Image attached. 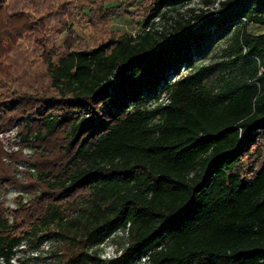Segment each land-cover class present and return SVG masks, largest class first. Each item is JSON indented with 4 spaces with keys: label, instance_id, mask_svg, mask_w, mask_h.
Instances as JSON below:
<instances>
[{
    "label": "trees",
    "instance_id": "obj_1",
    "mask_svg": "<svg viewBox=\"0 0 264 264\" xmlns=\"http://www.w3.org/2000/svg\"><path fill=\"white\" fill-rule=\"evenodd\" d=\"M194 1L0 0V132L39 149L24 177L40 189L12 221L0 208V264L52 232L63 264H264V32L247 29L264 0L180 11ZM55 4L94 39L65 25L50 41ZM32 35L42 70L20 47ZM226 39L227 60L198 66ZM218 66L232 71L207 84ZM3 156L0 187L22 185ZM118 231L126 247L101 257Z\"/></svg>",
    "mask_w": 264,
    "mask_h": 264
},
{
    "label": "rangeland",
    "instance_id": "obj_2",
    "mask_svg": "<svg viewBox=\"0 0 264 264\" xmlns=\"http://www.w3.org/2000/svg\"><path fill=\"white\" fill-rule=\"evenodd\" d=\"M194 8L199 11V9L208 8L210 9V5H206L203 0H195L192 4L184 6L181 8V12L185 14H189V9ZM30 11H36L35 7L30 5L29 7ZM50 11V14L48 15V21H49V34L48 37L50 38V41H56L60 40L63 35L67 32L64 29V26L66 25L70 29L76 28L78 31H83V33L86 34L87 37L93 38V35L97 34L94 33L95 30L92 29L90 26V23L85 19L81 18L79 15V11L74 10L71 11V14H68V10H64L63 8H60L59 5L55 4L53 5V8L48 9ZM47 13L46 11H44ZM51 15V16H50ZM117 26L121 29H127L131 32L136 31V27H138L137 23L133 21H128V17H126L125 14H123L121 17H118L116 21H114ZM64 29V31H63ZM249 32L259 34L264 32V27L255 25V24H249L247 27ZM63 31V32H62ZM105 30H101L98 34L103 35ZM94 33V34H93ZM34 35L30 37H26L20 42L21 50H25L27 53H32L29 55L26 59L25 63H28L31 65L32 68L38 70H42V62H41V55L40 50H36L35 43H34ZM230 45L229 39L224 40L223 42L219 43L214 50L210 52V54L207 57L204 58H196V62L198 66L204 65H211V64H217L222 63L224 60L228 59L226 48ZM38 51V52H34ZM22 64V62H21ZM194 70L185 69L182 70L183 74L191 73ZM232 69H224L222 70L220 66L213 69V71H209L205 82L207 84H215L219 81L221 76H226L230 74ZM19 130V129H18ZM14 139H10L9 143V149H12V151L16 150ZM1 146L3 147L4 156L3 161L7 164L18 162L19 160L25 161L27 163L33 164V157L34 155L39 151L38 148L32 147L33 151L26 154L23 149H19L16 151L18 154H21L22 157L19 159H14L13 156L17 154L15 151L11 154L6 151L5 146L0 142ZM24 146V145H23ZM8 156L10 161H6L4 157ZM23 171V178L17 177L23 184L19 186H3V197L0 201V208L4 210V213L9 217L10 221H12V215H10V211L16 210L20 208L22 205L26 204L24 200H29L30 202L38 193H40V189L38 186H28L27 179L24 177L25 174L29 175H36L37 169L35 166L34 172H27L26 170ZM10 189H16V191H22V194L19 195V197H16L14 193L9 194L8 192ZM18 189V190H17ZM1 190V191H2ZM2 193V192H1ZM27 202V203H28ZM126 233H123L122 231H118L114 236L111 237L107 241V243L102 246V253L101 257L109 258L110 256H113L114 254L122 251L124 247H126ZM27 241H23L21 245L16 250V256L15 260L17 264H63L66 261V249H67V243L65 242V237L60 234L59 232L55 233H49L47 236L41 238L38 241H32L29 245L26 243ZM27 245V247H26Z\"/></svg>",
    "mask_w": 264,
    "mask_h": 264
},
{
    "label": "built area",
    "instance_id": "obj_3",
    "mask_svg": "<svg viewBox=\"0 0 264 264\" xmlns=\"http://www.w3.org/2000/svg\"><path fill=\"white\" fill-rule=\"evenodd\" d=\"M152 1V0H151ZM220 1L221 0H217L215 3H213V4H211L210 6H211V8L209 9L210 11H216L219 7H220ZM192 4V3H191ZM190 5V4H189ZM154 12V11H153ZM156 20H159V17H156L155 18ZM135 33H136V31H134L133 32V34L135 35ZM186 69V68H185ZM185 69H183V70H185ZM154 105H157V103H154ZM19 126L18 125H15V126H13L12 128H10V129H8V130H3V131H1L0 132V142L5 146V148H6V151L8 152V153H14V151L16 152V151H18L19 149H23V151L26 153V154H28V153H30V152H32L33 151V149H32V147L31 146H23L22 144H21V142H20V139H19V136H18V132H19ZM10 139H14V141L16 142L17 141V143L15 144V147L14 148H16V150H14V151H12V149H9L8 147V145H9V141H10ZM14 142V143H15ZM17 153V152H16ZM4 159L6 160V161H10V159H9V157L8 156H6V157H4ZM15 168L17 169V171H18V174H17V177H19V178H23L22 177V175L24 174L23 173V171L22 170H26L27 172H34V170H35V166L33 165V164H29V163H27V162H25V161H22V160H19L18 162H15ZM2 188H3V186H1L0 187V201L2 200V197H3V191H4V189L2 190ZM2 190V191H1ZM18 190V189H17ZM2 192V193H1ZM8 192H10L9 194H11V193H14L15 195H16V197H19V195L20 194H22V197L21 198H23V193H22V191H16V189H10ZM29 200H24V202L25 203H27ZM121 252V251H120ZM120 252H118V254L120 253ZM117 254V253H116ZM116 254H114L113 256H110L109 258H111V257H114Z\"/></svg>",
    "mask_w": 264,
    "mask_h": 264
}]
</instances>
